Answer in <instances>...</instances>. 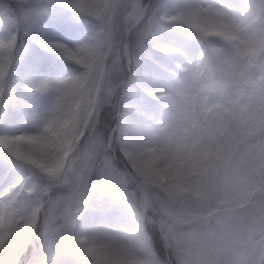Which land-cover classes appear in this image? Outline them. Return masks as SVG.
Returning <instances> with one entry per match:
<instances>
[{
    "label": "snow or ice",
    "instance_id": "6c2138e0",
    "mask_svg": "<svg viewBox=\"0 0 264 264\" xmlns=\"http://www.w3.org/2000/svg\"><path fill=\"white\" fill-rule=\"evenodd\" d=\"M0 264H264V0H0Z\"/></svg>",
    "mask_w": 264,
    "mask_h": 264
}]
</instances>
